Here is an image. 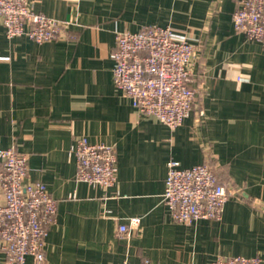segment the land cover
Instances as JSON below:
<instances>
[{
    "label": "crops",
    "instance_id": "crops-1",
    "mask_svg": "<svg viewBox=\"0 0 264 264\" xmlns=\"http://www.w3.org/2000/svg\"><path fill=\"white\" fill-rule=\"evenodd\" d=\"M239 1L31 0L67 27L43 44L10 39L0 25V150L27 155L29 180L44 183L58 206L42 254L26 264H264V44L235 31ZM151 25L196 47L195 103L175 130L140 114L114 84L117 33ZM81 137L114 148V187L77 181ZM172 160L214 169L231 193L221 220H174L163 201ZM0 264H9L3 253Z\"/></svg>",
    "mask_w": 264,
    "mask_h": 264
},
{
    "label": "built area",
    "instance_id": "built-area-1",
    "mask_svg": "<svg viewBox=\"0 0 264 264\" xmlns=\"http://www.w3.org/2000/svg\"><path fill=\"white\" fill-rule=\"evenodd\" d=\"M0 25L8 38L27 36L43 44L57 40L66 25L36 12L31 0H0ZM236 32L250 41L264 44V0H240L233 13ZM196 47L178 37L171 27L145 26L138 32H118L114 62L115 87L144 115L155 117L175 130L190 116L196 99L190 64ZM205 116L204 111L199 112ZM76 179L104 189L117 183V155L114 148L92 144L88 138L77 140ZM28 156L17 148L0 150V253L9 264H26L38 258L45 247L50 228L57 217V201L42 182L29 180ZM207 163L182 168L168 164L163 201L176 222L187 226L198 221H219L229 196ZM119 226L118 236H129L131 227ZM124 264H129L125 262ZM142 264H152L145 259ZM211 264H263L260 257H218Z\"/></svg>",
    "mask_w": 264,
    "mask_h": 264
}]
</instances>
